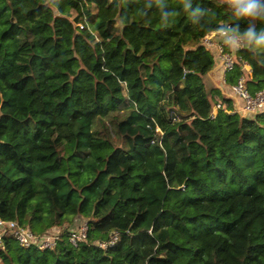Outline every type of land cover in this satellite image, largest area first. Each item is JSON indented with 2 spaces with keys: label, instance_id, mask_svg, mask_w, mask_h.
I'll list each match as a JSON object with an SVG mask.
<instances>
[{
  "label": "trees",
  "instance_id": "16d2710c",
  "mask_svg": "<svg viewBox=\"0 0 264 264\" xmlns=\"http://www.w3.org/2000/svg\"><path fill=\"white\" fill-rule=\"evenodd\" d=\"M155 11L0 0V218L60 236L43 251L5 236L0 264H264V110L231 113L239 77L251 95L264 89V51L237 50L251 72L235 59L231 97L209 95L203 76L221 66L200 41L212 31Z\"/></svg>",
  "mask_w": 264,
  "mask_h": 264
},
{
  "label": "built area",
  "instance_id": "2783aa9c",
  "mask_svg": "<svg viewBox=\"0 0 264 264\" xmlns=\"http://www.w3.org/2000/svg\"><path fill=\"white\" fill-rule=\"evenodd\" d=\"M75 28L77 31L83 30L85 28L88 29L86 18H83V22L75 24ZM92 35H94L96 40H98L94 33H92ZM200 45L217 56L220 62L222 73L224 74V82L225 75L232 71L235 67V59H238L242 62L243 69L246 70V68L249 67L245 61H242L236 56L237 50H229L227 47L222 46L220 37L216 31H212L204 36L200 41ZM231 91L233 95L241 102L240 105H236L231 110L232 114L252 115L264 110V89L257 92L255 95H251L245 87L243 76L239 77L237 82L231 86ZM222 109L223 104H213L211 117L214 118L217 112ZM157 131L161 136L163 135L162 132L159 130ZM87 231V224L83 223L77 231H72L69 233L68 242L73 247H77L79 244L85 243L87 240ZM5 236H11L21 247L37 248L42 251L53 249L60 238L59 233H55L54 229L50 234L40 236L34 234L31 229L20 225L16 221H6L0 218V248L3 246V239ZM118 238L119 234L114 233L107 241L100 242L98 247L102 250H107L118 242Z\"/></svg>",
  "mask_w": 264,
  "mask_h": 264
},
{
  "label": "clouds",
  "instance_id": "9594fccd",
  "mask_svg": "<svg viewBox=\"0 0 264 264\" xmlns=\"http://www.w3.org/2000/svg\"><path fill=\"white\" fill-rule=\"evenodd\" d=\"M196 4L197 0H179L174 7L169 0H154L155 13L162 25L173 23V18L178 14L193 22L202 18L204 25L199 31H216L222 46L229 50L247 48L250 51H264V0H219L215 12L194 6ZM222 11L227 12L226 17L218 25H212L209 16L219 17Z\"/></svg>",
  "mask_w": 264,
  "mask_h": 264
},
{
  "label": "crops",
  "instance_id": "0c3cea01",
  "mask_svg": "<svg viewBox=\"0 0 264 264\" xmlns=\"http://www.w3.org/2000/svg\"><path fill=\"white\" fill-rule=\"evenodd\" d=\"M219 68V67H218ZM218 68H215V70L213 71V73L211 75H206L203 76V82L207 81L209 83V90L206 89V91L208 92L209 95H211L210 93L214 90L217 91H221V93H223V95L225 96H230V89L229 87H227L228 89H225V82L223 81L224 79V74L222 73L221 70H219ZM246 70L250 73V67L246 68ZM205 84V83H204ZM206 88V85H205ZM221 89V90H220ZM225 89V90H222ZM214 97L217 98V94L213 93ZM231 97V96H230ZM235 105H240V100L239 99H235Z\"/></svg>",
  "mask_w": 264,
  "mask_h": 264
},
{
  "label": "rangeland",
  "instance_id": "374dc122",
  "mask_svg": "<svg viewBox=\"0 0 264 264\" xmlns=\"http://www.w3.org/2000/svg\"><path fill=\"white\" fill-rule=\"evenodd\" d=\"M94 34L97 36L96 33H94ZM215 61H216V59H215ZM216 62H217V61H216ZM204 83H205V85H206V89L209 90V89H210V88H209V83H208L207 81H205ZM123 93H124V95H126V89H125V87L123 88Z\"/></svg>",
  "mask_w": 264,
  "mask_h": 264
}]
</instances>
